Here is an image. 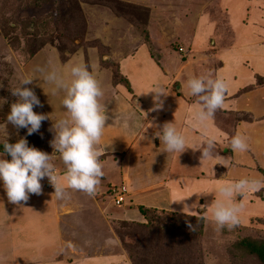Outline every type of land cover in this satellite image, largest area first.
Segmentation results:
<instances>
[{
    "label": "rangeland",
    "instance_id": "rangeland-1",
    "mask_svg": "<svg viewBox=\"0 0 264 264\" xmlns=\"http://www.w3.org/2000/svg\"><path fill=\"white\" fill-rule=\"evenodd\" d=\"M31 23L36 25L37 40L22 33L26 28L35 29ZM36 41L42 44L31 53ZM112 61H123V64H112ZM142 61L156 62L157 67L169 75L150 76L154 78L146 85V79L141 82L138 74L143 67ZM74 62L85 64L88 69L91 63L92 74L103 92L100 105L111 95L113 65H117L119 72L127 71L129 75L125 78L129 86L132 85L137 96H142L139 104L133 99L134 109L147 108L139 118L128 116L130 119L125 126L130 135L137 129L135 120L148 113L149 120L151 115L158 117L134 141L130 152L133 159L126 184L141 183L144 189L141 194L147 199L142 201L143 204H153L149 200L152 199L158 200L161 206L165 201L168 203L171 198L179 197L178 190H202L200 185L208 183L196 209L187 213L203 217L199 222L202 230L197 236L203 264H256L252 258L243 255L235 243L242 237L264 241V84L256 83L257 76H264V0H0V140L15 143L25 137L29 146L44 151L50 160L57 161H49L56 174L66 169L60 153L52 144L58 131L56 124L69 117L61 103L65 90L58 88L55 81L47 80L46 76L55 71L58 76L67 78ZM95 62L107 70L97 69ZM206 73L226 82L223 107L214 113V121L209 127L204 125L197 132L185 130L187 147L184 152H164L163 143L156 147L152 139L146 138L151 132L157 134L162 129V110L155 107L153 97L156 94L152 91L159 87L166 94H161L159 101L168 106V98H174L179 86V90L184 91V97L177 98L183 103L180 109L189 106L187 116L191 118L190 113L197 106L198 98L191 96L184 85L188 78ZM170 75L176 82L166 88L165 81ZM25 76H30L32 82L19 84ZM16 86L34 90L43 105L42 108H33L35 113L46 117L39 133L26 136L25 129H17L7 121L11 104L19 99L12 95ZM118 89L125 90L122 85ZM143 100L150 103L144 104ZM175 126L178 128L179 125ZM109 128L112 130L113 124ZM121 128L125 127L119 121L116 130ZM237 132L246 138L248 144L243 153H232L229 148V140ZM208 137L215 138L214 156L201 160V149L206 146L202 141ZM145 142L143 157L135 159L140 144ZM0 154V158L10 159L6 153ZM113 159L125 163L119 155ZM222 162L227 167L221 165ZM120 166L118 164L112 170L111 165L102 164L103 177L91 196L67 190L68 196L87 209L85 220L71 219L75 233L85 230L89 235L86 239L84 235H75L78 238L69 243L70 249L79 254V260L68 256L63 258L64 251H60L58 241L50 240L55 238L52 224H46L43 219L52 202L49 194L30 195L27 201L18 204L23 208L18 219L20 212L11 216L9 211L5 212V208L13 204L0 189V264H50L53 259L50 256H61L54 264H130L119 234L124 241L135 243L138 240L137 226L133 224L140 219V213L133 210L134 205L127 208L126 200L130 195L120 206L109 200L108 189L124 181V176H119ZM242 178L256 179L261 183L255 190L233 197L234 202L242 205L239 222L231 228L218 230L211 214L215 200L220 198L217 187ZM174 189L176 194L172 195ZM34 205L38 212H35ZM31 206L33 210L28 212ZM7 214L11 224L9 232L5 227ZM30 214H34L33 217L30 218ZM162 214L159 211L160 221L154 222L160 226L164 221ZM196 219L189 220L195 225L198 224ZM28 220L38 221L37 227L44 231L43 237L30 233ZM100 232L104 234L100 235Z\"/></svg>",
    "mask_w": 264,
    "mask_h": 264
},
{
    "label": "clouds",
    "instance_id": "clouds-1",
    "mask_svg": "<svg viewBox=\"0 0 264 264\" xmlns=\"http://www.w3.org/2000/svg\"><path fill=\"white\" fill-rule=\"evenodd\" d=\"M46 79L55 81L57 87L66 92L61 103L67 110L69 119H60L57 122L58 131L52 144L60 153L67 171L62 176L56 174L49 162L50 156L34 146H29L25 137L15 143L0 140L3 152L10 157L0 158V189H3L8 202L12 204L25 202L30 195H40L41 181L45 178L53 187L54 196L58 200L68 198L67 189L91 196L104 174L98 159L101 153L95 147L100 142L106 121L99 103L103 92L97 79L86 65L76 62L69 67L67 78L52 71ZM31 82L30 76L19 80L22 85ZM184 86L191 96L198 98L197 107L190 113V124L193 127L203 124L223 107L227 84L222 78H214L212 73H206L188 78ZM152 92L156 94L153 97L156 101L155 107L160 108L162 102L159 97L165 93L159 87ZM12 95L19 99L11 104L7 121L17 129H25L26 136L39 133L46 117L33 111L34 107H43L34 90L16 86L12 89ZM156 135L163 143L166 153H182L187 147L185 137L172 122L164 123ZM202 142L206 146L201 149V160L213 158L215 138L208 137ZM229 146L232 153H243L248 149L246 138L239 132L231 136ZM221 165L227 167L224 162ZM260 183L256 179L242 178L217 187L220 198L215 200L211 214L218 230L238 224L242 205L234 202L233 197L255 190ZM188 227L191 229L192 225L189 224Z\"/></svg>",
    "mask_w": 264,
    "mask_h": 264
},
{
    "label": "crops",
    "instance_id": "crops-1",
    "mask_svg": "<svg viewBox=\"0 0 264 264\" xmlns=\"http://www.w3.org/2000/svg\"><path fill=\"white\" fill-rule=\"evenodd\" d=\"M113 62H118V64H123V61L119 62V61H113ZM143 62V67L141 68V71L138 72L139 74V79L141 82H143L144 79H146V85H149L148 82L151 81L154 77H150V76H157L159 73L164 74L165 76L169 75L166 74L165 71H163L160 67L158 68L157 63L154 61H142ZM99 64V63H98ZM85 65V64H84ZM94 66L98 69H102V70H107V68L104 67H100L99 65H97V63H94ZM182 68V66L180 67V69ZM89 71L92 73V65L89 62ZM123 76H127L129 75L127 73V71L125 70H121L120 72ZM166 78V77H164ZM131 79V78H130ZM176 82V79L171 77V75L169 76L168 79H166L165 81V87L166 88H170V86L172 84H174ZM122 85V84H113L112 83V89H111V95H109L104 104H101V108L103 110L104 115L106 116L107 121H105V128L103 130V134L101 136L100 142L98 145H95L96 149L101 153V155L99 156V160L101 165L102 164H107V165H111L112 170L115 168V166H118V164H120V169L121 173L119 171H117V173H120L119 176L123 177L124 176V181L122 182V184L126 185L128 188V194L127 197H129V199H127L126 201H128V209H131L130 205H134L135 207L137 205H143L146 207H151V208H156V209H165V210H177L180 212H184V213H192L197 206V203L200 202V200L202 199V195L203 193L206 192L205 188L208 183H203L201 184V188L202 190H195L193 192L190 191H183L178 190L177 194H179V197H175L174 198H168L170 200H172L171 202H164V206L160 205V203H158V200H151V203L153 204H149L144 205L142 201H146L147 199L144 198V194H141L143 192V188L141 183H133L134 186L131 185H127L126 181L128 180L129 176H128V172L130 169V163L133 159V156L130 155L131 152V147L133 148V143L134 141H136L140 136H142V133L144 132V130L146 128H149V126H151V124L158 119V117L151 115V119L149 120V116L148 114H146V116H143L145 118L142 117V119H137L140 116H142L143 111H145V109H141L139 111L134 109V101L139 104L141 103V98L140 96H137L132 85L130 86V90L126 89L123 85V87L125 88V90H121L118 89V86ZM148 86H146L145 91L146 93L149 91H147ZM177 92L175 95H173V97L175 98H168L170 101V108L166 105V104H162L161 106V110H162V119H160V121L162 122V125L166 122H172L176 125H179L177 130L184 136L185 134V130H190V131H195L197 132L200 129H202V127L205 125L206 127H209V125L211 123H213V118H209L208 120H206L205 122H203V124H200L198 126L193 127L190 124V119L187 116V108L189 106H186L182 109H180V106L183 104L180 100H178L177 98L181 95L182 97H184L182 89L181 91L179 90V86H177ZM135 97H137L135 99ZM147 98H149L148 96H145ZM152 101V100H151ZM144 104L150 103L147 102V100H143ZM154 103H156L155 101H153ZM111 103V104H110ZM112 105V107H111ZM148 105V104H147ZM176 106H178L176 108ZM197 107V106H196ZM175 109L178 110L177 112H175ZM194 109V108H193ZM170 111V112H169ZM121 113V114H120ZM120 114V115H119ZM137 116V120H135L137 123L135 124V126H137V129L134 131V133L132 135H130V132L127 130V127L125 126V122L128 121V116ZM186 116V117H184ZM147 119V120H146ZM119 121H121L124 125V127L126 128H121L120 131L116 130V125L117 123H119ZM113 124V129L111 130L109 128L110 125ZM109 125V126H108ZM161 131V130H160ZM159 131V132H160ZM155 132H151V134L147 135V139H152V144L155 145L156 147L159 146V144H161L160 139L155 138L154 135ZM156 134V133H155ZM189 136V134H188ZM187 136V137H188ZM155 141V142H154ZM145 143H141L140 144V148L138 149V151H136V156L135 159L137 157L140 156V158L143 157L144 155V148L147 146ZM119 155L122 160L125 159V163H118L116 160H114V156ZM111 156V158H109ZM119 159V158H118ZM62 160V159H61ZM53 163H57V161L55 160H50ZM61 162V161H60ZM59 162V163H60ZM122 164H125L124 167H122ZM216 163H214L213 165H215ZM56 166H60L59 164H56ZM61 169V167H60ZM56 170V167H55ZM57 171V170H56ZM67 171V169H62L60 172L57 171V174H65ZM203 172V171H201ZM124 173V174H123ZM61 175V176H62ZM130 175V173H129ZM43 184L45 185L44 187H42V193L41 194H49V198H52V202L51 205L46 209V212L43 214V219H45V223L47 224L48 222H50L52 224V235L55 236L52 237L50 240H56L59 243L60 246V251H64V256H68V257H73V258H77V260H79L78 258H80L79 254L76 251H72L70 249L69 243H71L70 241H73L75 239L78 238V236H82L84 235V239H86V237H89L88 233L85 230L80 231V233H75L74 232V223L71 221V219H77V220H85L84 219V215L87 213V209L85 206L80 205V202H78V200H75L73 198H71L70 196H68L67 199L64 200H58L56 199V197L54 196V189L51 186V184H47L44 180H42ZM129 183V181H128ZM160 185H164L161 184V182L159 183ZM132 188V190H130V188ZM147 188V187H145ZM67 190H71V191H75L73 189H67ZM173 192H170L172 195L176 194V190H171ZM161 198L164 200L166 199L164 197V195H160ZM159 196V197H160ZM126 197V198H127ZM43 198V196L41 197V199ZM93 198H91L92 200ZM35 200V199H34ZM54 200V201H53ZM60 201V202H57ZM93 201V200H92ZM94 204L96 205V207L100 210L101 208H99L98 206V202H96L94 200ZM133 208V210H136V208ZM168 207V208H167ZM171 207V208H170ZM26 208V207H25ZM22 205L19 207L18 204H13L11 206H9V208H5V212L9 211V216L14 215L15 213H19L20 215L17 217L18 219L21 218L20 216L22 215ZM34 209H36L35 212H38V207L34 205ZM33 208L31 206V208H29V211H32ZM101 211V210H100ZM73 212V213H72ZM82 212V214H80ZM139 212V211H138ZM140 213V212H139ZM7 214V224H6V230L10 229V222H9V216ZM101 214L103 215V212L101 211ZM34 214H30V218L33 217ZM140 215V219L138 221H142L143 220V216ZM105 220L107 221V219L105 218ZM31 226V232L33 235L36 236H40L43 237V233L41 229H39L37 226V220H35L34 222H31L30 220H28ZM14 223V222H13ZM17 223V221L15 222ZM81 222H79L80 224ZM21 228V227H19ZM39 232H41V234H39ZM103 232H100V235H103ZM78 235V236H75ZM92 243V241L90 242ZM61 253V252H60ZM92 256V255H91ZM37 257V256H35ZM50 258H53L49 261L50 264H54L56 263V258L60 259L61 256H50ZM70 259V258H69ZM58 261V260H57ZM61 263V262H59Z\"/></svg>",
    "mask_w": 264,
    "mask_h": 264
},
{
    "label": "trees",
    "instance_id": "trees-1",
    "mask_svg": "<svg viewBox=\"0 0 264 264\" xmlns=\"http://www.w3.org/2000/svg\"><path fill=\"white\" fill-rule=\"evenodd\" d=\"M33 1L39 2L42 0ZM31 24L34 28L36 27L35 24ZM22 33H24V36L30 35L35 40L38 39L36 37L38 33L36 28L32 30L26 28ZM34 43L36 47L34 46L31 49V53L42 44V42L37 41ZM112 64L115 63L112 61ZM112 76L114 84H122L126 89L130 90L127 79L119 72L117 65L112 67ZM256 83L259 85L264 84V76H257ZM0 152H3L2 144H0ZM135 208L143 216V221L133 224L137 226L136 235L138 240L135 243L127 242L119 234L123 244L122 248L130 264H203L197 237L200 236V231L202 230V225H199V222L203 221L201 215H190L177 210L156 209L143 205H137ZM159 211L163 213L161 216L164 220L161 226L160 223H154L160 221V216L157 215ZM190 218H197L198 224L195 223L194 225L189 220ZM123 224L125 226L128 225L127 222ZM189 224L192 225L191 229L188 227ZM132 233L133 231L130 233L131 236L133 235ZM235 245L241 248L243 255H247V258H252L256 264H264V241L253 240L251 237H242Z\"/></svg>",
    "mask_w": 264,
    "mask_h": 264
},
{
    "label": "built area",
    "instance_id": "built-area-1",
    "mask_svg": "<svg viewBox=\"0 0 264 264\" xmlns=\"http://www.w3.org/2000/svg\"><path fill=\"white\" fill-rule=\"evenodd\" d=\"M182 51V49H180ZM47 184H50L47 178L44 179ZM108 194L110 196L109 200L112 204L119 206L122 205L125 201V198L128 194V188L124 184H119L108 189Z\"/></svg>",
    "mask_w": 264,
    "mask_h": 264
}]
</instances>
